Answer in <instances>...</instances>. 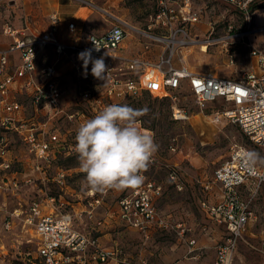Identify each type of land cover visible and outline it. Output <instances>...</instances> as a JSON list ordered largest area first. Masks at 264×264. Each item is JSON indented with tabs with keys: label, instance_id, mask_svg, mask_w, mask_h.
I'll list each match as a JSON object with an SVG mask.
<instances>
[{
	"label": "rangeland",
	"instance_id": "rangeland-1",
	"mask_svg": "<svg viewBox=\"0 0 264 264\" xmlns=\"http://www.w3.org/2000/svg\"><path fill=\"white\" fill-rule=\"evenodd\" d=\"M166 1L175 12L186 3L189 13L196 14L197 23L180 25L173 16L156 24L153 17L159 0H2L0 22H8L16 28L27 24L31 30H36L45 28L49 15L57 13L64 21L79 23L88 31L101 33L115 17L127 23L128 36L124 46L128 52L135 46L143 49L149 41L145 33L156 35L160 40L150 46L148 60L173 49L175 64L223 77L239 76L245 71L252 46L264 51V0ZM134 28L144 34L135 33ZM177 28L185 29L187 36L177 33L172 42L170 31ZM183 55H186V61ZM52 60V53L46 51L41 55L39 65ZM58 66L62 72L58 85L63 113L48 120L46 127L71 144L75 142L79 121L84 122L102 110V103L83 101L80 93L89 89L105 102L104 81L97 78L83 81L70 72L68 65L59 63ZM180 96V105L189 115L186 120H173L168 100L147 89L115 104L147 110L138 119L137 126L154 135L158 150L154 163L142 173L144 181L140 186L148 182L159 185L160 194L152 198L156 212L169 223L182 222L189 232L180 237L170 228L141 232L125 224L118 217V201L130 195L132 188L109 190L101 204L89 205L91 198L83 188L85 174L80 170L77 154L66 157L61 152L49 170L50 179L45 182L35 180L31 172L33 155L27 151L23 138L0 128V136L6 137L10 148L11 171L6 173H14L19 180L12 190L9 187L0 189V264H43L36 257L34 232L23 219L33 200L42 201L53 196L57 208L59 195L65 203L59 210L65 209L72 215L76 230L90 234L102 247L118 249V256L98 264H210L215 245L223 240L225 232L222 226L210 222L199 208L203 193L197 180L210 178L214 169L228 158L234 144L247 146L253 161L260 165H264V148L253 145L237 125L213 122L210 117L212 103H207L206 110L200 113L188 92H182ZM19 99L29 118L33 114L29 100L24 95ZM68 114H74V117L69 119ZM38 117L32 120L36 126L44 119ZM172 168L177 170L176 181L170 178ZM59 169H66L67 174L62 185L51 180ZM2 173L0 170V177ZM28 175L32 176L30 182L21 181ZM95 194L101 195L100 192ZM41 203L44 211L52 210L45 201ZM254 210L257 214L254 234L246 236L245 242L240 243L233 264H264V194L255 201ZM98 220L102 222L100 225L96 223ZM187 238L196 242L191 252Z\"/></svg>",
	"mask_w": 264,
	"mask_h": 264
},
{
	"label": "built area",
	"instance_id": "built-area-1",
	"mask_svg": "<svg viewBox=\"0 0 264 264\" xmlns=\"http://www.w3.org/2000/svg\"><path fill=\"white\" fill-rule=\"evenodd\" d=\"M186 7L185 3L175 12L166 0H159L153 21L158 24L163 18L174 16L180 25L197 23L196 14L189 13ZM108 22L109 26L101 33H93L68 22L66 29L72 35L69 40L62 35L61 18L57 13L49 15L45 28L36 30H31L27 24L16 28L8 22H0V128L23 138L27 151L33 155L31 172L35 180L45 182L50 179L49 170L61 152L66 156L76 154V142L67 144L46 127L48 120L63 113L58 85L62 72L58 64L68 65L74 76L89 81L95 78L91 74V61L101 57L109 71L105 73L106 80H103L105 102L103 98H96L89 89L80 93L83 101L102 103L103 109L126 97L138 96L147 89L169 99L173 120H186L189 115L180 105V93L188 92L200 113L206 110L207 103H212L210 117L213 122L226 121L237 125L253 145L264 148V51L252 46L245 71L239 76L223 77L191 71L182 64H175L173 49L148 60L150 46L160 40L156 35L145 33L149 41L143 49L128 52L124 46L128 36L127 23L115 17ZM134 32L144 34L136 28ZM177 33L187 36L185 29L177 28L170 31L172 42ZM46 51L52 53L53 60L40 66V57ZM81 53L85 55L81 57ZM23 95L33 111L29 118L25 116L23 101L19 99ZM37 117L44 119L36 126L32 120ZM67 117L72 119L74 114ZM81 117L84 115L81 114ZM81 123L82 120L79 121ZM9 151V142L1 135L0 170L3 173L0 189L4 190L8 187L12 190V186L17 187L19 181L14 173H6L11 171ZM154 160L155 157L152 164ZM169 174L172 180L178 179L175 168ZM66 175V169H59L51 180L62 185ZM31 177L28 175L21 181L28 183ZM197 183L204 195L199 199V208L210 222L222 226L225 232L223 240L215 245V255L210 264H232L238 246L245 242L250 228L257 221L254 203L264 192V165L253 161L247 146L234 144L228 158L214 169L212 176L197 180ZM106 193L97 196L89 192V205L101 204ZM159 194L160 186L150 182L143 187L132 188L130 195L118 201V217L141 232L170 228L183 237L189 228L182 222L165 221L153 207L152 198ZM60 197L57 208L53 196L42 199L51 206L49 212L42 208V201L33 200L23 219L36 237V257L43 264H98L118 256V249L102 247L90 234L74 228L72 215L65 209L59 210L65 204ZM88 216L91 217L90 210ZM96 223L100 225L102 222L98 220ZM187 243L189 252L193 251L195 240L187 238Z\"/></svg>",
	"mask_w": 264,
	"mask_h": 264
},
{
	"label": "clouds",
	"instance_id": "clouds-1",
	"mask_svg": "<svg viewBox=\"0 0 264 264\" xmlns=\"http://www.w3.org/2000/svg\"><path fill=\"white\" fill-rule=\"evenodd\" d=\"M81 57L85 54L81 53ZM88 61L85 62L87 68ZM91 74L106 80L108 70L101 57L91 61ZM147 110L109 104L76 131L74 151L84 173L83 188L90 193L121 191L140 186L158 150L154 135L137 126Z\"/></svg>",
	"mask_w": 264,
	"mask_h": 264
},
{
	"label": "crops",
	"instance_id": "crops-1",
	"mask_svg": "<svg viewBox=\"0 0 264 264\" xmlns=\"http://www.w3.org/2000/svg\"><path fill=\"white\" fill-rule=\"evenodd\" d=\"M68 22H70V21H64L62 18H61V30H62V35H63V37L66 39V40H69V39H71V34L68 32V30L66 29V24L68 23ZM76 26H78V27H82V26H79V23H76L75 24ZM140 48H139V46H135L133 49H131V50H133L134 52L135 51H137V50H139ZM262 194H264V192H262ZM204 197V195L201 197V198H203ZM203 213V212H202ZM256 224H257V221H256V223L250 228V234L249 235H253L254 234V228H255V226H256ZM218 225V224H217ZM220 226V225H219ZM238 249V248H237ZM214 255H215V252H214ZM214 258V257H213ZM213 260V259H212ZM211 263V262H210ZM233 264V263H232Z\"/></svg>",
	"mask_w": 264,
	"mask_h": 264
},
{
	"label": "bare ground",
	"instance_id": "bare-ground-1",
	"mask_svg": "<svg viewBox=\"0 0 264 264\" xmlns=\"http://www.w3.org/2000/svg\"><path fill=\"white\" fill-rule=\"evenodd\" d=\"M206 43L204 45H206ZM203 50H205V49L203 48ZM183 60L186 61V55H183Z\"/></svg>",
	"mask_w": 264,
	"mask_h": 264
},
{
	"label": "trees",
	"instance_id": "trees-1",
	"mask_svg": "<svg viewBox=\"0 0 264 264\" xmlns=\"http://www.w3.org/2000/svg\"><path fill=\"white\" fill-rule=\"evenodd\" d=\"M162 98H165L166 100H168V102H169V99L167 98V97H162ZM67 157V156H66Z\"/></svg>",
	"mask_w": 264,
	"mask_h": 264
}]
</instances>
